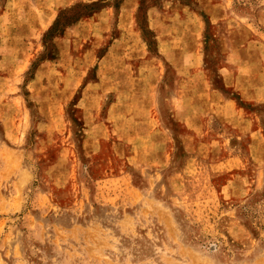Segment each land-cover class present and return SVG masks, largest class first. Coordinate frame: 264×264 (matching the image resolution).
I'll list each match as a JSON object with an SVG mask.
<instances>
[{
	"label": "rangeland",
	"instance_id": "374dc122",
	"mask_svg": "<svg viewBox=\"0 0 264 264\" xmlns=\"http://www.w3.org/2000/svg\"><path fill=\"white\" fill-rule=\"evenodd\" d=\"M0 264H264V0H0Z\"/></svg>",
	"mask_w": 264,
	"mask_h": 264
}]
</instances>
